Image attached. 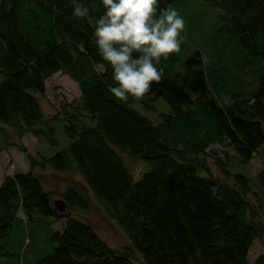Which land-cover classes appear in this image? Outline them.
Returning <instances> with one entry per match:
<instances>
[{
	"label": "trees",
	"instance_id": "1",
	"mask_svg": "<svg viewBox=\"0 0 264 264\" xmlns=\"http://www.w3.org/2000/svg\"><path fill=\"white\" fill-rule=\"evenodd\" d=\"M185 1L159 0V7L183 17ZM199 1L218 11L217 33L256 73L253 86L242 73L229 86L200 52L188 54L184 31L180 51L156 65L162 79L142 98L121 102L108 92L112 69L93 40L105 11L99 0H78L89 9L84 18L73 16L71 0H0V152L15 146L29 166L0 182V257L13 256L1 240L21 212L25 223L63 219L61 231H48L49 252L32 264H133L130 250L111 249L88 223L59 213L60 203L87 212L91 202L72 185L45 191L32 171L50 169L79 176L142 264H264V251L248 261L253 241L264 244V158L252 191L223 160L221 178L211 175L203 157L225 141L247 164L264 146V0ZM56 73L77 84L79 97L47 118L37 96ZM158 98L170 109L158 122L131 107L153 109ZM56 123L67 143L50 156H31L10 140L31 135L57 148ZM126 159L147 170L135 180Z\"/></svg>",
	"mask_w": 264,
	"mask_h": 264
},
{
	"label": "rangeland",
	"instance_id": "2",
	"mask_svg": "<svg viewBox=\"0 0 264 264\" xmlns=\"http://www.w3.org/2000/svg\"><path fill=\"white\" fill-rule=\"evenodd\" d=\"M186 4L182 7L183 19L185 21V40L188 47V54L193 51H198L206 58L210 65H215L223 74L222 78L230 82L229 86H234L235 77H239L242 73L244 81H250V87L253 86V81L256 73L252 68L244 62V58L239 53L235 52L231 45L228 44L226 38L217 33L219 27L218 11L212 9L199 0H186ZM240 67L242 72H237L235 68ZM254 70L256 68L252 65ZM239 69V68H238ZM2 76H0V81ZM79 97V89L77 84L72 81L67 75L56 73L45 81V90L42 96H37L44 115L47 118L55 116L61 111V106L64 103L76 102ZM153 109L143 107L139 102H133L131 107L147 117L152 122L160 120V114H167L170 109L167 103L158 98L151 103ZM55 123V122H53ZM62 124L56 123V138L58 140L57 148L46 149L43 140H37L31 135L16 140L10 136V140L19 142L25 148L27 154L34 156L36 152L53 154L56 150L67 143L62 132ZM50 147V146H48ZM208 170L211 175L221 178L216 162L223 160L226 168L232 173H239L246 176L251 182V190L255 191V177L263 166L264 146L259 149L258 154L252 158L247 164H242L237 155H234L233 150L227 145L225 141L219 144L212 145L203 156ZM127 158V157H126ZM126 164L132 171L133 178L137 180L142 172L147 170L145 163L133 162L126 159ZM29 166L24 154L15 146L9 147L7 150L0 152V182L5 176H11L15 173L27 172ZM37 177L44 190L56 193L63 192L67 186L76 187L82 194L86 195L90 202L91 208L87 212L78 210L65 209L62 214L78 218L88 223L94 231L104 240V242L111 249L119 252L130 250L131 260L133 264H142V258L136 252L130 249L127 237L114 222H110L104 215L103 210L98 202H96L86 189L78 175H69L67 173H57L50 169L39 171L34 169L32 171ZM204 173V172H202ZM205 174V173H204ZM248 199L255 203V198L249 194ZM56 200V199H55ZM18 217L22 221H17L13 225L12 232L7 239L1 240L2 251L13 254L12 258H1L0 264H32L50 250V243L48 241V231H61L63 219L61 221L52 222L50 219L40 222L25 223L23 214L18 213ZM24 230V231H23ZM23 232V239L30 241L29 245H23L21 233ZM264 251V244L261 240H254L252 247L248 252V261L253 262L258 255Z\"/></svg>",
	"mask_w": 264,
	"mask_h": 264
},
{
	"label": "clouds",
	"instance_id": "3",
	"mask_svg": "<svg viewBox=\"0 0 264 264\" xmlns=\"http://www.w3.org/2000/svg\"><path fill=\"white\" fill-rule=\"evenodd\" d=\"M73 16L84 18L89 9L71 0ZM104 13L95 22L93 40L99 56L112 69L115 86L108 92L121 102L142 98L163 77L161 58L178 53L185 21L171 5L159 0H99Z\"/></svg>",
	"mask_w": 264,
	"mask_h": 264
},
{
	"label": "water",
	"instance_id": "4",
	"mask_svg": "<svg viewBox=\"0 0 264 264\" xmlns=\"http://www.w3.org/2000/svg\"><path fill=\"white\" fill-rule=\"evenodd\" d=\"M65 209H68V207H66L64 204L60 203L58 204V210L60 212L64 211Z\"/></svg>",
	"mask_w": 264,
	"mask_h": 264
},
{
	"label": "crops",
	"instance_id": "5",
	"mask_svg": "<svg viewBox=\"0 0 264 264\" xmlns=\"http://www.w3.org/2000/svg\"><path fill=\"white\" fill-rule=\"evenodd\" d=\"M2 258V257H1Z\"/></svg>",
	"mask_w": 264,
	"mask_h": 264
}]
</instances>
